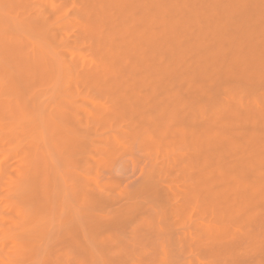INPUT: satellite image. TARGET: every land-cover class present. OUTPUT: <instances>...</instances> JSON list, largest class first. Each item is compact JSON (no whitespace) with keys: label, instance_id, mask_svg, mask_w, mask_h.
Segmentation results:
<instances>
[{"label":"rangeland","instance_id":"1","mask_svg":"<svg viewBox=\"0 0 264 264\" xmlns=\"http://www.w3.org/2000/svg\"><path fill=\"white\" fill-rule=\"evenodd\" d=\"M1 41L0 264H264V0H0Z\"/></svg>","mask_w":264,"mask_h":264},{"label":"bare ground","instance_id":"2","mask_svg":"<svg viewBox=\"0 0 264 264\" xmlns=\"http://www.w3.org/2000/svg\"><path fill=\"white\" fill-rule=\"evenodd\" d=\"M15 34H16V33H15ZM9 35H10V34H9ZM16 35H17V34H16ZM14 37H15V36H14ZM22 37H23V36H21V38H22ZM3 38H5V37H3ZM6 39H8V38H6ZM22 39H23V38H22ZM25 39H26V38H25ZM12 40H14V39H12ZM15 40H16V39H15ZM27 40H28V39H27ZM2 41H3V40H2ZM2 41H1L0 43H2ZM24 41H25V40H24ZM4 42H5V41H4ZM7 42H10V41H7ZM17 42H19V41H17ZM17 42H16V44H17ZM26 42H30V41H26ZM26 42H25V43H26ZM13 43H15V42H13ZM7 44H8V43H7ZM10 44H11V43H10ZM29 44H31V42H30ZM17 45H18V44H17ZM32 45H33V43H32ZM18 46H20V45H18ZM21 46H22V45H21ZM7 47H8V46H7ZM23 48H24V47H23ZM26 48H27V47H26ZM11 49H12V48H11ZM24 50H25V49H24ZM28 50H30V49H28ZM14 51H15V50H14ZM26 51H27V50H26ZM15 52H16V51H15ZM30 53H31V52H30ZM40 53H43V54H44V52H40ZM41 55H42V54H41ZM45 55H47V53H46ZM15 56H16V55H15ZM48 56H49V55H48ZM48 56H47V57H48ZM47 57H46V58H47ZM24 58H25V57H24ZM48 58H49V57H48ZM37 59L40 60V58H38V56H37ZM20 60H22V59H20ZM23 60H25V59H23ZM41 60H43V59H41ZM48 61H50V62L52 63L51 60H48ZM25 62H26V61H25ZM38 63H39V62H37V64H38ZM41 63H42V61H41ZM43 63L45 64V62H43ZM39 65H40V64H39ZM42 65H43V64H42ZM42 65H41V66H42ZM36 66H37V65H36ZM44 66H45V65H44ZM44 66H42V67H44ZM32 67H33V65H32ZM42 67L40 68L41 70H43ZM53 67H54V65H53ZM24 68H26V66H25ZM35 68H36V67H35ZM54 68H55V67H54ZM55 69H56V68H55ZM33 70H34V69H33ZM41 70H40V71H41ZM35 71H37V70L35 69ZM38 71H39V70H38ZM40 71H39V72H40ZM43 71H44V70H43ZM46 72H47V71H46ZM46 72L44 71V73H46ZM44 73H43V74H44ZM52 73H53V72H52ZM34 74H35V72H34ZM36 74H37V72H36ZM36 74H35V75H36ZM54 74H55V73H54ZM46 75H47V74H46ZM32 76H33V75H32ZM36 76H37V75H36ZM47 76H49V75H47ZM41 77H42V75H41ZM49 77H50V76H49ZM47 79H48V78H47ZM47 79H46V80H47ZM44 80H45V79H44ZM38 154H39V153H38ZM41 154H42V153H41ZM33 155H34V158H35V157H36V158L39 157V160L45 158L44 156H43V158H41V155H40V154L37 155V156H38V157H37L35 152H34ZM45 155H46V154H45ZM46 156H47V155H46ZM47 160H48V159H47ZM42 161H43V160H42ZM44 162L47 163L48 161H45V159H44ZM45 165H46V164H45ZM208 225H209V224H207V227H210V226L212 225V223L210 224V226H208ZM207 227H206V229H207ZM211 228H213V226H212ZM206 231H207V230H206ZM207 232H211V233H212L213 231H212V229H211V231H210V228H209V230H208ZM211 233H210V234H211ZM192 236H193V234H192ZM194 236H195V235H194ZM194 236H193V237H194ZM196 237H197V235H196ZM194 238H195V237H194ZM194 240H195V239H194ZM187 241H188V240H187ZM199 242H200V244H202V243H201V240H198V244H199ZM196 243H197V242H196ZM196 243H195V245H196ZM162 244H163V243H162ZM198 244H197L196 246H197L198 248H201V249H199V250L202 251L203 248L206 249V247H203V246H204L203 244H202L203 246H201L200 244H199L200 246H198ZM164 245H165V244H163V246H164ZM206 246H207V245H206ZM164 247H165V246H164ZM197 247H196V248H197ZM210 247H211V246H210ZM191 248H192V247H191ZM198 248H197V249H198ZM208 248H209V246H208ZM165 250H166V249H165ZM193 250H194V249H193ZM207 250H208V251H207ZM210 250H211V249H210ZM202 252H204V251H202ZM205 252H209V249H206ZM80 253H81V252H80ZM80 253H79V254H80ZM161 253H163V252H161ZM164 253H166V252H164ZM199 253H200V255H201V252H199ZM84 254H85V252H84ZM84 254H83V255H84ZM87 254H88V253H87ZM206 254H207V253H205V255H206ZM209 254H211V253H209ZM211 255H212V254H211ZM85 256H86V255H85ZM88 256H89V255H87V257H88ZM164 256H166V254H164ZM207 256H208V255H206V257H207ZM201 257H202V256H201ZM208 257H209V259H210V257L213 258L214 256H213V255H212V256L209 255ZM208 257H207V258H208ZM70 258H71V257H70ZM70 258H69V259H70ZM88 258H89V257H88ZM164 258H165V257H164ZM214 258H216V257H214ZM214 258H213V259H214ZM85 259L87 260V258H85ZM89 259H90V258H89ZM71 260H72V258H71ZM215 260H216V259H215ZM217 261H218V259H217ZM83 262H84V261H83ZM193 262H194V261H193ZM214 262H215V261H214ZM86 263H87V262H86ZM197 263H198V262H197ZM209 263L212 264L211 262H209ZM217 263H218V262H217ZM88 264H90V263H88ZM213 264H214V263H213Z\"/></svg>","mask_w":264,"mask_h":264}]
</instances>
